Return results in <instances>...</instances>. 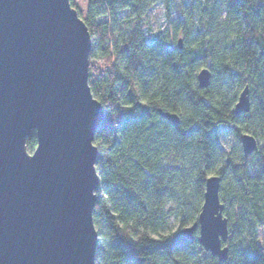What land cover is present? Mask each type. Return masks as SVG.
Returning a JSON list of instances; mask_svg holds the SVG:
<instances>
[{"label": "trees", "instance_id": "1", "mask_svg": "<svg viewBox=\"0 0 264 264\" xmlns=\"http://www.w3.org/2000/svg\"><path fill=\"white\" fill-rule=\"evenodd\" d=\"M69 3L90 35L88 85L103 109L92 141L95 264H264V0ZM155 8L163 25L153 31L145 17ZM246 86L249 110L235 115ZM222 134L235 137L231 151ZM242 134L255 152H242ZM25 148L35 150L34 132ZM209 176L220 179L227 221L223 262L198 245L197 230L181 235L197 222Z\"/></svg>", "mask_w": 264, "mask_h": 264}, {"label": "water", "instance_id": "2", "mask_svg": "<svg viewBox=\"0 0 264 264\" xmlns=\"http://www.w3.org/2000/svg\"><path fill=\"white\" fill-rule=\"evenodd\" d=\"M69 1L0 0V264H95L92 141L103 109L88 85L90 35ZM209 78L201 69L198 86ZM249 106L246 86L235 115ZM31 132L36 148L28 154ZM240 144L244 154L257 150L249 134ZM219 185L217 176L205 180L197 222L181 235L191 240L197 230L198 245L223 262L228 230Z\"/></svg>", "mask_w": 264, "mask_h": 264}, {"label": "rangeland", "instance_id": "3", "mask_svg": "<svg viewBox=\"0 0 264 264\" xmlns=\"http://www.w3.org/2000/svg\"><path fill=\"white\" fill-rule=\"evenodd\" d=\"M145 22H148V25L150 26V28L153 31H156L158 28L162 27L163 25L162 12L158 8L153 9L145 17ZM93 63L97 67L102 64V62L99 61L97 58L93 60ZM220 143L226 151H231L233 148L237 146V141L235 137H233L231 134L220 135ZM258 239H259L260 245L264 248V228L259 231Z\"/></svg>", "mask_w": 264, "mask_h": 264}, {"label": "snow or ice", "instance_id": "4", "mask_svg": "<svg viewBox=\"0 0 264 264\" xmlns=\"http://www.w3.org/2000/svg\"><path fill=\"white\" fill-rule=\"evenodd\" d=\"M93 147H95V145H93Z\"/></svg>", "mask_w": 264, "mask_h": 264}]
</instances>
